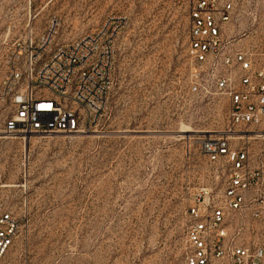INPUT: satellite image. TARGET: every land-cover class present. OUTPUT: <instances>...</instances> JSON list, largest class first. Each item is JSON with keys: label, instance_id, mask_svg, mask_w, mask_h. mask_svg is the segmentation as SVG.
Returning a JSON list of instances; mask_svg holds the SVG:
<instances>
[{"label": "rangeland", "instance_id": "1", "mask_svg": "<svg viewBox=\"0 0 264 264\" xmlns=\"http://www.w3.org/2000/svg\"><path fill=\"white\" fill-rule=\"evenodd\" d=\"M231 1L234 19L223 34L235 41L228 51L260 52L264 0ZM188 11L189 0L0 1L10 40L30 29L39 38L56 17L54 47L108 16L129 19L98 133L7 138L0 112V216L28 219L0 264H183L193 195L221 186L196 142L201 132L226 130L229 116V101L212 80L203 83L207 90L191 91Z\"/></svg>", "mask_w": 264, "mask_h": 264}, {"label": "built area", "instance_id": "2", "mask_svg": "<svg viewBox=\"0 0 264 264\" xmlns=\"http://www.w3.org/2000/svg\"><path fill=\"white\" fill-rule=\"evenodd\" d=\"M234 14L231 0H189L191 91L207 90L203 83L212 80L229 101V116L226 130L196 142L221 186L193 195L183 264H264V41L260 52H229L235 38L223 31ZM128 20L108 16L92 32L55 47L56 17L39 38L30 29L25 39L10 40L0 25L2 135L26 141L98 133L115 88L116 43ZM27 222V216H0V263Z\"/></svg>", "mask_w": 264, "mask_h": 264}, {"label": "bare ground", "instance_id": "3", "mask_svg": "<svg viewBox=\"0 0 264 264\" xmlns=\"http://www.w3.org/2000/svg\"><path fill=\"white\" fill-rule=\"evenodd\" d=\"M209 133H215L213 131H207V132H201V134H209ZM2 134V133H1ZM79 136V135H78ZM0 138H4V137H0ZM8 138V137H7Z\"/></svg>", "mask_w": 264, "mask_h": 264}, {"label": "water", "instance_id": "4", "mask_svg": "<svg viewBox=\"0 0 264 264\" xmlns=\"http://www.w3.org/2000/svg\"><path fill=\"white\" fill-rule=\"evenodd\" d=\"M29 138H30V137H27V138H26V142H28V141H29Z\"/></svg>", "mask_w": 264, "mask_h": 264}]
</instances>
